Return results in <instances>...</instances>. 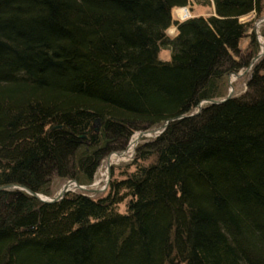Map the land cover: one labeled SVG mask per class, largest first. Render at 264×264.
<instances>
[{
    "label": "trees",
    "instance_id": "1",
    "mask_svg": "<svg viewBox=\"0 0 264 264\" xmlns=\"http://www.w3.org/2000/svg\"><path fill=\"white\" fill-rule=\"evenodd\" d=\"M194 3L214 14L175 18ZM250 14L264 0H0V264H264V54L193 114L257 55ZM168 120L96 197L21 189L89 187Z\"/></svg>",
    "mask_w": 264,
    "mask_h": 264
},
{
    "label": "rangeland",
    "instance_id": "2",
    "mask_svg": "<svg viewBox=\"0 0 264 264\" xmlns=\"http://www.w3.org/2000/svg\"><path fill=\"white\" fill-rule=\"evenodd\" d=\"M191 7L176 8L173 11V15L177 19L185 20V19L190 18L192 16H204V17H207V16H210V15L214 14L213 5L200 6V5L194 3V4L191 5ZM184 13H185L186 16L183 15ZM179 15L181 17H179ZM253 18H254V15L250 14L248 16L243 17L241 20L242 21H247V22L248 21L252 22ZM252 26H253L252 27V31L255 34V36L257 38V41H258V44H259V51L257 53V55H258L259 53L264 52V40L260 36V30L262 28H264V15H262L260 18H258L255 21H253V25ZM174 31H175L174 27H171V28H169L167 30L169 35H172L174 33ZM247 43H248V39H245L243 41L242 47H245L247 45ZM170 56H171L170 50L165 49V48H161V50L159 52V58L161 60H169ZM254 58H252L250 60L249 65L245 69L240 71L241 75L237 76V78L236 77L233 78V76L229 75V77L227 79V81H228L227 94L230 91L232 92V94H238L239 92H241L244 89L245 80L247 79L251 68L253 67V65L258 60V59H256L255 61H253ZM155 130L156 131H153V129H152L151 131L134 133L131 136V138H130V140H129V142L126 145L124 150L111 152L109 155H107L103 159V161L100 164V167L98 168L97 174L95 176V180L93 182L94 185L91 184V186L87 187L86 189L75 188L74 190H80V191L82 190L84 192L89 193L93 197H96L98 194L104 192V190L107 188V186L109 184L107 176H108L110 171L112 172V168L116 167V166H119V165H124L126 163H129L132 160V158L134 157L135 148H136L137 144L139 142H141L142 140L151 139V138L156 137L162 131V126L156 128ZM132 147H134L133 150H132ZM106 168H109V170H108V173L106 174V178H104ZM70 181H71V183H70ZM72 183H73V180H63V179H60V178H55L54 179V183H53V195H52V197L56 196L58 191L63 186L66 185V186L70 187V186H72Z\"/></svg>",
    "mask_w": 264,
    "mask_h": 264
},
{
    "label": "water",
    "instance_id": "3",
    "mask_svg": "<svg viewBox=\"0 0 264 264\" xmlns=\"http://www.w3.org/2000/svg\"><path fill=\"white\" fill-rule=\"evenodd\" d=\"M264 54V52H261V53H259L254 59H253V61H255L256 59H258L260 56H262ZM239 75H241V73L240 72H238V73H231L230 74V76H239ZM233 96V94H232V92L230 91L228 94H227V96L225 97V98H223V99H221V100H217V101H215V100H203V101H201L200 103H199V105H198V107H197V109H196V111L193 113V114H198L200 111H201V108L203 107V105H205V104H212V103H214V104H217V103H222V102H224V101H226L227 99H229V98H231ZM184 116H178V117H176V118H174L173 120H178V119H181V118H183ZM170 122V120H168V121H166L165 123H164V125L162 126V131L167 127V125H168V123ZM97 123V121H95L94 122V125ZM151 131V130H150ZM153 131H156L155 129H153ZM161 131V132H162ZM160 132V133H161ZM159 133V134H160ZM111 171L109 172V174H108V176H107V179H108V182H109V180H110V177H111ZM71 182V181H70ZM94 185V184H93ZM10 187V186H9ZM13 187H16V186H13ZM75 188H80V189H83V188H85V186H83V185H79V184H77L75 181H73V183H72V186H70V187H68V186H63L59 191H58V193H57V195L56 196H51V197H48V196H44V195H40V194H37V193H35V192H32V191H29V190H27V189H25L24 187H21V189H24L25 191H27L29 194H31L32 196H34V197H36V198H38L39 200H41V201H43V202H47V203H53V202H56V201H58L59 199H61L63 196H64V194L66 193V192H68V191H74V189ZM1 189V188H0Z\"/></svg>",
    "mask_w": 264,
    "mask_h": 264
},
{
    "label": "bare ground",
    "instance_id": "4",
    "mask_svg": "<svg viewBox=\"0 0 264 264\" xmlns=\"http://www.w3.org/2000/svg\"><path fill=\"white\" fill-rule=\"evenodd\" d=\"M183 15L186 16L185 13H184ZM184 16H183V17H184ZM234 77L237 78V76H233V78H234ZM133 149H134V147H132V150H133ZM108 170H109V168H106L104 178H106V174L108 173ZM70 183H71V182H70ZM70 183H69V184H70Z\"/></svg>",
    "mask_w": 264,
    "mask_h": 264
},
{
    "label": "built area",
    "instance_id": "5",
    "mask_svg": "<svg viewBox=\"0 0 264 264\" xmlns=\"http://www.w3.org/2000/svg\"><path fill=\"white\" fill-rule=\"evenodd\" d=\"M179 17H181V16L179 15Z\"/></svg>",
    "mask_w": 264,
    "mask_h": 264
}]
</instances>
